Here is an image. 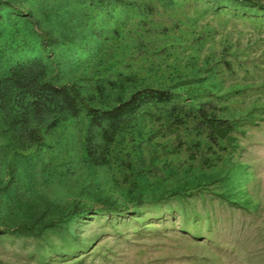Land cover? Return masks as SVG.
Returning a JSON list of instances; mask_svg holds the SVG:
<instances>
[{"label":"rangeland","instance_id":"obj_1","mask_svg":"<svg viewBox=\"0 0 264 264\" xmlns=\"http://www.w3.org/2000/svg\"><path fill=\"white\" fill-rule=\"evenodd\" d=\"M0 92V264H264V0H0Z\"/></svg>","mask_w":264,"mask_h":264},{"label":"trees","instance_id":"obj_2","mask_svg":"<svg viewBox=\"0 0 264 264\" xmlns=\"http://www.w3.org/2000/svg\"><path fill=\"white\" fill-rule=\"evenodd\" d=\"M68 90L74 98H77L79 101L83 102V98L79 93V89L75 85L69 86ZM0 95H2L1 92ZM168 98H170V94L162 90H155L152 88L140 90L132 94L129 99L115 106L114 108L101 112L100 113L101 115L99 116L101 118H114V116L136 109L143 102L147 100L154 99L158 101V100H168ZM0 103H2V99L0 100ZM3 104H4V99H3ZM195 116L197 118L196 120H198L197 122L199 126L207 130L208 139L212 143H217V141L219 140L221 141L224 140L229 142L232 141L231 133L234 130L233 125L230 124L227 120L218 118L213 113V108H211L210 111H208L207 109L204 108V105H202L196 110ZM90 117L91 119H94L97 118L98 116L95 114L94 111L93 113H91ZM50 124L52 126L53 122H51ZM30 139L33 142L40 144L42 141V135H40L36 130H34L30 133Z\"/></svg>","mask_w":264,"mask_h":264}]
</instances>
